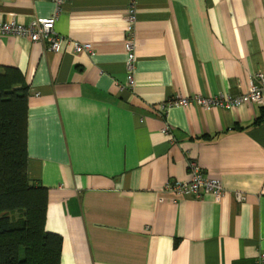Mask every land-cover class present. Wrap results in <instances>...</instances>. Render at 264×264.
I'll list each match as a JSON object with an SVG mask.
<instances>
[{
  "label": "crops",
  "instance_id": "obj_1",
  "mask_svg": "<svg viewBox=\"0 0 264 264\" xmlns=\"http://www.w3.org/2000/svg\"><path fill=\"white\" fill-rule=\"evenodd\" d=\"M134 3V84L126 15ZM52 0H0V22L27 24ZM58 53L0 35V68L29 87L26 172L47 188L45 228L62 264H255L264 253V103L221 109L264 72V0H67ZM89 42L94 53H77ZM183 97L189 106L161 104ZM165 125L171 133H162ZM195 163L220 198L175 196ZM235 192L244 200L238 202Z\"/></svg>",
  "mask_w": 264,
  "mask_h": 264
},
{
  "label": "trees",
  "instance_id": "obj_2",
  "mask_svg": "<svg viewBox=\"0 0 264 264\" xmlns=\"http://www.w3.org/2000/svg\"><path fill=\"white\" fill-rule=\"evenodd\" d=\"M28 90L18 69L0 68V264H62V236L45 228L47 188L26 172Z\"/></svg>",
  "mask_w": 264,
  "mask_h": 264
},
{
  "label": "built area",
  "instance_id": "obj_3",
  "mask_svg": "<svg viewBox=\"0 0 264 264\" xmlns=\"http://www.w3.org/2000/svg\"><path fill=\"white\" fill-rule=\"evenodd\" d=\"M55 4V11L46 18H35L27 24L17 23L16 21L0 22V35L10 36H27L32 42H40L45 49L58 53L62 50L65 39L59 36L54 30V24L58 17L61 5L67 0H52ZM136 21V13L134 3L130 2L129 11L126 15V42L125 49L127 51V80L130 86L134 84V60H135V41H134V24ZM74 51L77 53L86 52L92 55L94 53L92 45L89 42L76 43ZM198 104L202 106H213L224 108H232L240 104L264 103V72L257 71L252 75L248 90L239 95H230L228 98L211 97V98H195ZM193 100L183 97L168 99L161 104L162 115L169 107L172 106H189ZM162 133L168 135L171 133V127L165 125ZM191 175L189 180L169 181L165 185V190L175 196H194L201 197L203 194H212L217 199L224 195V187L217 178H212L204 174L199 166L195 163L190 164ZM236 201L244 200L241 192H235ZM255 264H264V253H260Z\"/></svg>",
  "mask_w": 264,
  "mask_h": 264
}]
</instances>
